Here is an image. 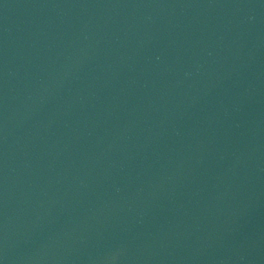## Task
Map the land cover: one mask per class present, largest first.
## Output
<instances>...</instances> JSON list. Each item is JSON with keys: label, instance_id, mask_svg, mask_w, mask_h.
I'll use <instances>...</instances> for the list:
<instances>
[{"label": "water", "instance_id": "water-1", "mask_svg": "<svg viewBox=\"0 0 264 264\" xmlns=\"http://www.w3.org/2000/svg\"><path fill=\"white\" fill-rule=\"evenodd\" d=\"M0 264H264V0H0Z\"/></svg>", "mask_w": 264, "mask_h": 264}]
</instances>
